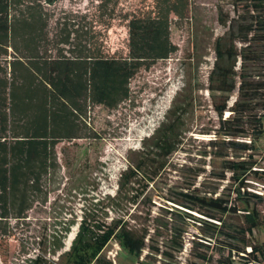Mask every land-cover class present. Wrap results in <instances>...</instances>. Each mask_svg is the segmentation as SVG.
Instances as JSON below:
<instances>
[{"label": "trees", "instance_id": "trees-1", "mask_svg": "<svg viewBox=\"0 0 264 264\" xmlns=\"http://www.w3.org/2000/svg\"><path fill=\"white\" fill-rule=\"evenodd\" d=\"M53 1L0 0L2 255L28 212L37 203H47L50 183L61 170L57 145L101 137L89 121L92 109L98 105L115 109L131 98L133 77L178 50L171 24L174 17L187 18L191 8V0H152L148 8L124 13L118 9L120 0H99L92 11L56 12ZM232 3L241 13L228 33L216 39L217 60L209 76L211 92L222 95L215 103L219 127L202 132L215 134L204 155L221 160L215 174L227 185L202 193L196 184L206 170L190 168L189 182L167 198L171 206L160 220L156 216L140 227L130 224L124 214L108 222L84 212L70 248L62 253L67 264H114L103 255L113 240L137 264H180L190 222L202 231L191 240V254L198 260L192 264L213 262L214 246L228 249L220 264L264 262V241L255 237V231L264 228V166L255 154L264 135V74L251 77L246 72L248 61L264 55V0ZM118 18L127 22L126 54L105 49L103 30ZM237 87L238 97L229 107ZM185 106L171 107L151 143L139 151L137 162L121 174L116 193L97 204L108 201L105 207L129 209L142 197L148 200L144 194L164 172L179 170L169 160L183 144ZM228 108L232 118L224 117ZM232 216L236 220L229 219ZM63 224L62 230L51 234L52 254L64 247L75 222ZM40 241L51 242L46 234ZM26 264L58 263L39 252Z\"/></svg>", "mask_w": 264, "mask_h": 264}, {"label": "rangeland", "instance_id": "rangeland-1", "mask_svg": "<svg viewBox=\"0 0 264 264\" xmlns=\"http://www.w3.org/2000/svg\"><path fill=\"white\" fill-rule=\"evenodd\" d=\"M98 2L54 0L51 8L56 12H87L92 11ZM152 3V0H120L118 9L124 13L132 12L148 8ZM240 13V8H235L232 0H191L187 18L181 20L173 16L171 38L178 50L169 58L157 61L149 69L142 68L131 80V98L117 108L98 105L92 109L89 121L100 138L79 139L76 143L62 142L57 145L61 170L59 176L50 183L48 201L45 204L37 203L28 212L26 220L20 222L15 235L8 239L6 252L3 255L0 253V264H26L27 258L39 252L58 264H67V257L62 253L70 248L84 212L98 219L105 217L108 222L124 214L134 227H140L146 221L151 224L152 218L156 216L160 220L171 206L167 198H173L176 188L189 182L190 168L206 170L196 184L202 193L218 186L221 191L227 185V181L220 182L215 174L221 169V160L204 155L206 143L215 134L213 131L210 134L202 132L219 127L220 118L215 103L221 101L222 95L219 92L213 94L209 89V76L217 60L216 39L228 33L232 20L237 19ZM103 38L108 52L126 54L127 22L115 19L104 28ZM237 46L240 48L241 44L238 42ZM257 48L260 50L259 46ZM260 58L247 62L246 72L249 76L264 74V55ZM240 67L239 59L236 68ZM238 94L237 87L229 97V107L234 104ZM181 103H186L183 144L169 160L179 170L164 172L144 194L148 200L142 197L140 202L129 209L119 211L115 206L105 207L110 203L108 201L97 204L98 199L116 193L121 174L137 162L139 151L151 143L152 135L166 120L171 107ZM233 116L231 108L224 113L225 118ZM256 145L255 154L264 166V135ZM232 155L235 156V153ZM229 219L236 220L233 216ZM67 220H74L75 224L64 238V247L52 254L51 234L62 230ZM198 226L193 222L188 226L184 249L178 256L180 264L198 261L191 254L194 245L191 240L202 232ZM45 234L51 242L43 245L40 240ZM255 237L264 241V228L257 229ZM210 252L214 260L204 264H220L219 261L228 255V249L220 246H214ZM103 255L114 264H137V260L114 240L106 246Z\"/></svg>", "mask_w": 264, "mask_h": 264}]
</instances>
